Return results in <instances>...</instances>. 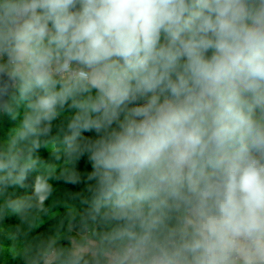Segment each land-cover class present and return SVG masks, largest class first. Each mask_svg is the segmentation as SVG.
I'll return each instance as SVG.
<instances>
[{"label": "clouds", "instance_id": "clouds-1", "mask_svg": "<svg viewBox=\"0 0 264 264\" xmlns=\"http://www.w3.org/2000/svg\"><path fill=\"white\" fill-rule=\"evenodd\" d=\"M21 107L0 193L51 144L104 225L33 264H264V0H0V117Z\"/></svg>", "mask_w": 264, "mask_h": 264}, {"label": "trees", "instance_id": "trees-1", "mask_svg": "<svg viewBox=\"0 0 264 264\" xmlns=\"http://www.w3.org/2000/svg\"><path fill=\"white\" fill-rule=\"evenodd\" d=\"M24 109H19L17 120L0 117V143L7 141L11 128L23 118ZM60 120L54 122L61 123ZM57 129L54 127L53 136ZM41 163L36 172L32 173L25 188H8L0 193V264H33L37 250L55 242V246L65 249L90 246L104 231V225L93 221L87 214L86 207L81 203L87 195L86 182L71 185L60 178L67 165L62 154L52 152V145L41 148L37 153ZM60 156L58 159L57 156ZM87 168V165H81ZM37 176L43 177L52 186L51 193L43 202L41 210H31L24 221L3 207L5 200L31 196ZM77 221L87 226L85 236L79 235L70 228ZM84 260H90L84 255ZM83 264V262H82Z\"/></svg>", "mask_w": 264, "mask_h": 264}, {"label": "water", "instance_id": "water-1", "mask_svg": "<svg viewBox=\"0 0 264 264\" xmlns=\"http://www.w3.org/2000/svg\"><path fill=\"white\" fill-rule=\"evenodd\" d=\"M70 228H71V230H73L74 232H76L82 236H85L88 232L87 226L82 224V223H79L77 221H73L70 224Z\"/></svg>", "mask_w": 264, "mask_h": 264}, {"label": "rangeland", "instance_id": "rangeland-1", "mask_svg": "<svg viewBox=\"0 0 264 264\" xmlns=\"http://www.w3.org/2000/svg\"><path fill=\"white\" fill-rule=\"evenodd\" d=\"M87 247H89V246H88V245H87V246H85V248H87ZM85 255H88V253L86 252V253H85Z\"/></svg>", "mask_w": 264, "mask_h": 264}]
</instances>
